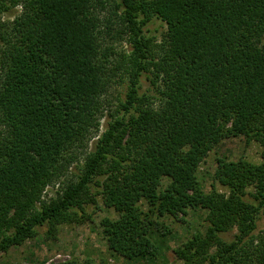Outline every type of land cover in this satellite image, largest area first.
<instances>
[{"label":"trees","instance_id":"trees-1","mask_svg":"<svg viewBox=\"0 0 264 264\" xmlns=\"http://www.w3.org/2000/svg\"><path fill=\"white\" fill-rule=\"evenodd\" d=\"M153 15L166 24L155 45L142 31ZM122 35L129 52L112 43ZM118 62L122 112L87 151ZM144 74L157 96L139 93ZM240 136L262 146L261 161L217 159L225 190L205 191L200 164ZM82 147L80 173L44 199ZM97 194L117 214L100 221L113 255L172 264L165 219L202 209L205 230L172 248L179 264H264V229L253 234L264 218V0H0V254L41 226L53 236L89 220Z\"/></svg>","mask_w":264,"mask_h":264},{"label":"rangeland","instance_id":"rangeland-1","mask_svg":"<svg viewBox=\"0 0 264 264\" xmlns=\"http://www.w3.org/2000/svg\"><path fill=\"white\" fill-rule=\"evenodd\" d=\"M21 11V5H16L8 13H3L1 19L4 21H12ZM100 14L103 20L109 17L107 11L101 12ZM113 25L117 27L116 23H113ZM142 31L155 45L160 42L165 34L166 24L160 18L153 15L143 25ZM122 36L123 38L119 37L112 43L118 51L126 50V52H129V43L126 40V36ZM104 38L107 43H110L109 36L104 35ZM111 59L115 60V58ZM113 71L114 76L112 77V81L114 80V82L102 96L105 109L99 121V128L91 135L86 144L87 151L93 148V142L105 129L107 121L113 118L112 115H117V113L120 114L119 112H122L119 103L124 100L127 91L129 84L128 74L124 70V65H120V63L118 68L113 69ZM139 93H144L151 97L157 96L155 86L146 77V74L141 78ZM84 150L85 148L83 147L79 149L78 154L81 153L79 160L71 164L66 175L62 176L58 181L45 186L43 191L44 199L56 196L58 192H61L66 180L80 173ZM261 151L262 146L258 142L247 140L243 136L223 139L210 149L200 164L199 175L204 190L209 191L211 185H214L219 191L225 190L224 187L213 182L217 159L236 160L244 158L252 163H259L261 161ZM99 191L100 187L92 189L94 193ZM85 211L90 214L91 218L89 220L82 223L58 225L53 236L47 235L46 233L48 225L39 227L35 237L25 240L21 245L12 246L8 251L1 253L0 264H147L145 261L127 260L110 253L106 241L102 236L100 221L104 217L115 219L117 214L113 209L104 207L100 195L97 194L94 204L85 206ZM258 217L254 235H260L264 229V218L261 214ZM165 223H168L171 227L172 235L166 236V244L169 248L163 250V256L167 263L179 264L175 254L172 252V248L180 245L195 232H203L205 230L208 224L206 212L202 209L195 213L189 212L183 221L180 216H178V219L170 217L165 219ZM235 233L236 228L233 227L223 234V238L231 240ZM157 264H163V262L160 261Z\"/></svg>","mask_w":264,"mask_h":264}]
</instances>
